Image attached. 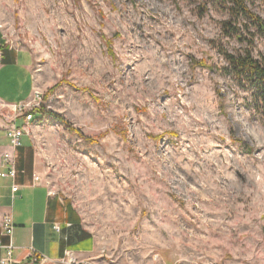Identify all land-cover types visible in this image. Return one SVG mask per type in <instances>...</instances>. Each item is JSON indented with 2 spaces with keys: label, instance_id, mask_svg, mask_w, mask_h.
<instances>
[{
  "label": "rangeland",
  "instance_id": "rangeland-1",
  "mask_svg": "<svg viewBox=\"0 0 264 264\" xmlns=\"http://www.w3.org/2000/svg\"><path fill=\"white\" fill-rule=\"evenodd\" d=\"M228 18L221 0H0L33 56L42 179L96 239L85 264H264V108L218 69L219 47L259 58L264 39Z\"/></svg>",
  "mask_w": 264,
  "mask_h": 264
},
{
  "label": "crops",
  "instance_id": "crops-1",
  "mask_svg": "<svg viewBox=\"0 0 264 264\" xmlns=\"http://www.w3.org/2000/svg\"><path fill=\"white\" fill-rule=\"evenodd\" d=\"M0 43V99L8 102L24 101L34 88L32 53L9 44L1 27ZM8 84L11 88L9 91L6 88ZM17 124H21V121L18 120ZM6 125L0 118V172L10 167L4 159V155L9 153L14 156L15 175L0 176V242L3 245L10 242L1 229L3 217L10 215L15 226L11 254L13 264H23L29 259L30 246L52 258L62 257L64 250L71 249L82 260L90 259L96 249L94 235L79 219L75 209L51 193L44 183L31 137L24 134L21 146L14 149L5 135ZM23 139H26V145ZM12 185L18 186L14 193ZM55 225L59 226L58 230ZM3 255L4 250L0 249V257Z\"/></svg>",
  "mask_w": 264,
  "mask_h": 264
},
{
  "label": "trees",
  "instance_id": "trees-1",
  "mask_svg": "<svg viewBox=\"0 0 264 264\" xmlns=\"http://www.w3.org/2000/svg\"><path fill=\"white\" fill-rule=\"evenodd\" d=\"M221 1L227 4L229 13V18L222 21L224 34L233 35L241 42L246 41L250 46L254 36V33L249 30L250 23L247 21H250L256 27V32L264 39V20L248 6L247 0ZM219 52L223 56L226 66L218 67V69L224 74L231 75L240 85L248 84L255 103L264 108V55L259 58L254 57L249 47L239 53H231L227 49L219 47ZM195 63L207 68L213 67L202 60L195 61ZM38 111L42 112L40 108ZM49 114L64 123L70 130H74L60 115L52 112Z\"/></svg>",
  "mask_w": 264,
  "mask_h": 264
},
{
  "label": "built area",
  "instance_id": "built-area-1",
  "mask_svg": "<svg viewBox=\"0 0 264 264\" xmlns=\"http://www.w3.org/2000/svg\"><path fill=\"white\" fill-rule=\"evenodd\" d=\"M2 59V44L0 43V62ZM41 96L39 92L33 90L28 99L19 102H8L0 99V118L6 122L5 135L8 138L9 144L12 148H17L22 144V136L28 131L33 119L32 111L40 108ZM21 121V124H17V121ZM5 161L10 165L7 171L0 172V176L15 175L14 168V156L6 153L4 155ZM37 178V177H36ZM18 189L17 185H12V193ZM14 223L10 215L3 217L1 222V229L4 235L10 238V242L7 245H3L0 242V249L4 250V255L0 257V264H13L11 259L12 249L14 247L12 243V237L14 232ZM58 230L59 226L55 225ZM31 253L29 259L23 264H85V261L80 260L76 252L71 249L64 250L63 256L59 258H52L39 253L33 247H29Z\"/></svg>",
  "mask_w": 264,
  "mask_h": 264
}]
</instances>
